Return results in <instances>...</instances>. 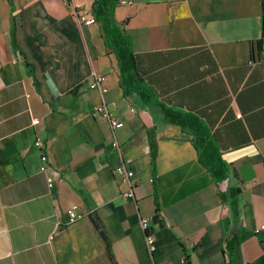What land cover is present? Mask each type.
<instances>
[{
	"label": "crops",
	"instance_id": "crops-1",
	"mask_svg": "<svg viewBox=\"0 0 264 264\" xmlns=\"http://www.w3.org/2000/svg\"><path fill=\"white\" fill-rule=\"evenodd\" d=\"M70 1L0 0V264H151L141 218L151 219L157 264H228L234 235L235 264H264V0ZM98 3L130 37L158 101L209 128L232 170L222 191L240 189L237 217L191 132L125 97L106 19L87 27L75 15H95ZM96 76L105 80L91 89ZM102 105L123 128L94 114ZM123 164L139 180L135 199L115 173Z\"/></svg>",
	"mask_w": 264,
	"mask_h": 264
},
{
	"label": "trees",
	"instance_id": "trees-1",
	"mask_svg": "<svg viewBox=\"0 0 264 264\" xmlns=\"http://www.w3.org/2000/svg\"><path fill=\"white\" fill-rule=\"evenodd\" d=\"M96 19L105 18L108 23L106 43L115 54L120 70V78L125 97L138 98L143 104L155 105L162 115L173 125L191 132L193 146L197 152L199 164L207 170L214 182L219 187V197L222 203H230L234 215L237 217L238 202L236 197L240 193L239 188H230L228 192L222 191V185L232 175L230 165L226 163L215 142L212 139L209 128L192 113L179 109L169 108L158 101L157 97L147 88L145 81L138 71L135 54L132 50V42L125 31L112 19L111 13L103 11L101 4L95 8ZM157 144L151 136V152L153 163L156 161ZM240 240L237 235L225 240V251L228 264H235Z\"/></svg>",
	"mask_w": 264,
	"mask_h": 264
},
{
	"label": "built area",
	"instance_id": "built-area-1",
	"mask_svg": "<svg viewBox=\"0 0 264 264\" xmlns=\"http://www.w3.org/2000/svg\"><path fill=\"white\" fill-rule=\"evenodd\" d=\"M63 2L67 3L68 5H71L70 0H62ZM125 4V2H123ZM75 15L79 21V23L83 26L91 27L97 24V19L93 13H90L88 10L85 9H76ZM105 77L103 76H96L93 80V83L91 85V89H98L101 87L102 83L104 82ZM94 114L96 115H103L109 118L110 126L113 132H116L117 130L123 128L124 123L114 119L106 105H102L94 110ZM240 117V115L238 116ZM40 121L35 120L34 125L37 126L39 125ZM35 146L40 150V160H41V166H40V171L41 173L47 174V181L50 187L53 186L54 182V177L51 173H54L50 164H49V159L48 155L46 152V145L45 142L41 138H37L35 140ZM113 147L116 149H120V145L116 140L113 142ZM115 173L117 176L123 178L125 181H127L129 185V191L124 193V198L125 199H135L134 196V189L139 186V180L136 178L134 171L129 168L127 165L123 164L119 166L117 169H115ZM76 209L77 207L72 208L68 212L69 220L71 222H74L78 219L76 216ZM140 227L141 230L144 234V239H145V246H146V252L147 255L150 259L151 264H157L156 258H155V253L157 250L156 246V238L152 232L151 228V219L150 218H141L140 219ZM264 230V225H262L259 229V232Z\"/></svg>",
	"mask_w": 264,
	"mask_h": 264
},
{
	"label": "water",
	"instance_id": "water-1",
	"mask_svg": "<svg viewBox=\"0 0 264 264\" xmlns=\"http://www.w3.org/2000/svg\"><path fill=\"white\" fill-rule=\"evenodd\" d=\"M47 85L54 95H58L57 88L54 85V83L51 80L49 75L47 76ZM90 219H91V221H93L95 227L99 230L100 234L104 235V231H103V228H102L100 221L97 218L93 217L92 215L90 216Z\"/></svg>",
	"mask_w": 264,
	"mask_h": 264
}]
</instances>
